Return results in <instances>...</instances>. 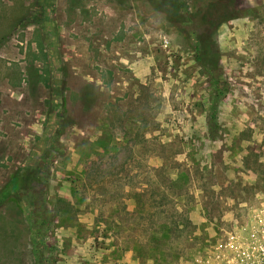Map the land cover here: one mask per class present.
<instances>
[{
  "label": "rangeland",
  "instance_id": "374dc122",
  "mask_svg": "<svg viewBox=\"0 0 264 264\" xmlns=\"http://www.w3.org/2000/svg\"><path fill=\"white\" fill-rule=\"evenodd\" d=\"M252 221L264 0H0V264H207Z\"/></svg>",
  "mask_w": 264,
  "mask_h": 264
},
{
  "label": "built area",
  "instance_id": "2783aa9c",
  "mask_svg": "<svg viewBox=\"0 0 264 264\" xmlns=\"http://www.w3.org/2000/svg\"><path fill=\"white\" fill-rule=\"evenodd\" d=\"M220 255L207 264H264V221L239 225Z\"/></svg>",
  "mask_w": 264,
  "mask_h": 264
},
{
  "label": "trees",
  "instance_id": "16d2710c",
  "mask_svg": "<svg viewBox=\"0 0 264 264\" xmlns=\"http://www.w3.org/2000/svg\"><path fill=\"white\" fill-rule=\"evenodd\" d=\"M206 43H207V42H205V44H203V45L201 46V48H200V58H201V56H202V58H203V56L206 54V51L209 49V45L206 44ZM69 124H70V123H69L68 121H64L62 128H65V127L68 126Z\"/></svg>",
  "mask_w": 264,
  "mask_h": 264
}]
</instances>
